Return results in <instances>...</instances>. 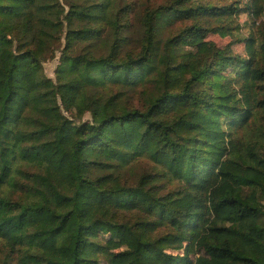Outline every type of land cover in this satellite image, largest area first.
<instances>
[{
	"label": "trees",
	"instance_id": "obj_1",
	"mask_svg": "<svg viewBox=\"0 0 264 264\" xmlns=\"http://www.w3.org/2000/svg\"><path fill=\"white\" fill-rule=\"evenodd\" d=\"M67 8L0 0V244L14 261L4 264H264V124L251 129L264 119V22L242 56L196 22L238 7L175 0L146 10L142 48L122 57L116 0ZM245 9L264 17V0ZM176 20L194 23L161 53L157 36ZM99 21L113 28L109 52L72 54L101 38ZM63 30L52 79L43 62ZM152 82L143 109L105 92ZM144 157L160 170L126 184L119 169ZM159 179L182 186L164 192Z\"/></svg>",
	"mask_w": 264,
	"mask_h": 264
},
{
	"label": "rangeland",
	"instance_id": "obj_2",
	"mask_svg": "<svg viewBox=\"0 0 264 264\" xmlns=\"http://www.w3.org/2000/svg\"><path fill=\"white\" fill-rule=\"evenodd\" d=\"M68 10V3L77 1L81 4H87L89 0H61ZM175 0H116L117 9L121 10L119 13V44L122 45L121 55L125 57L128 53H136L145 42V24L144 17L147 9H155L160 5H169ZM197 3H206L215 5L217 7L233 6L238 9L228 16L217 18H201L196 22L205 27L211 29L206 40L213 42L217 47L230 46L231 50L235 54L242 56L246 55L244 39L250 35L255 37L259 35L262 29V23L264 17L254 18L245 9L246 5L250 4L252 0H195ZM67 4V5H66ZM194 21V20H193ZM192 20H176L172 21L169 25H166L161 29L160 34L157 36L159 39L158 45L160 46L161 53H164L166 48V41L174 34H177L180 30L187 26H191L194 22ZM86 22L75 21L71 28H81L82 26H89ZM93 27L101 28V38L93 39H79L72 47V54H86L91 52L96 56L106 55L109 52V45L112 44L114 37L111 26L107 23L99 21L98 24H91ZM218 26H225L226 29L230 28V33L227 36L213 31V28ZM68 28L69 25H68ZM67 29V24H64V30ZM61 31L58 34V38L53 40L51 44V50L47 52L48 58L44 60L43 65L45 73L48 77L56 78V68L60 63V57L63 49H65V32ZM145 38V39H144ZM189 49L188 47H179L178 53H185ZM180 60V59H179ZM159 89L155 83H146L144 86H137L136 88H127L119 86H112L105 90L111 94H118V100L121 105L127 107L144 108L147 100L151 95H156ZM89 114L86 113L83 119H88ZM264 124V119L257 120V125H252L251 129H255L260 124ZM160 168L155 166V163L147 157L138 159L132 162L129 166L119 169V175L122 176L126 184H136L139 179L145 174L154 175ZM160 184H165L164 192L168 190L178 189L182 186V183L168 181L166 179H159ZM105 240V236L101 237ZM0 264H4V261L14 262L10 258L9 249L3 244H0ZM198 255H205V251L200 249ZM196 255L194 254L193 257ZM102 264H105L104 262Z\"/></svg>",
	"mask_w": 264,
	"mask_h": 264
}]
</instances>
